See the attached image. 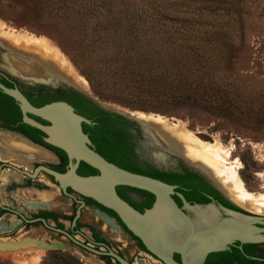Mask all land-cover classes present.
<instances>
[{"label": "rangeland", "instance_id": "obj_1", "mask_svg": "<svg viewBox=\"0 0 264 264\" xmlns=\"http://www.w3.org/2000/svg\"><path fill=\"white\" fill-rule=\"evenodd\" d=\"M2 27L4 32L49 41L69 62L73 72L85 80L87 87L71 82L113 109L143 113L159 121L167 119L174 125L182 123L201 142L220 143L231 149V158L238 161V174L245 188L253 194H264V0H0ZM97 36H101V40ZM105 39L143 45L149 58L161 59L160 64H156L157 69L222 88L228 92L233 107L218 111L217 107L212 109L202 103L166 101L162 105L164 109L153 112L100 99L91 89L78 61L87 68L101 63L110 55L102 42ZM39 57L36 60L45 65L40 66L43 70L54 76L57 72L65 76L58 67ZM40 67L39 72H34L46 76ZM97 74L98 71L96 77L102 83ZM155 151L160 150L155 147ZM9 195L2 192L0 198L11 200ZM39 195L45 200L53 199L54 209L63 205L57 199L56 189L38 193L37 197ZM21 206L20 202L16 204V207ZM259 215L264 216V211ZM92 219L95 223L98 221ZM96 226L104 229L103 235L108 239L119 242L128 260L142 259L144 264H159L143 256H133L134 249L126 242L120 241L104 225ZM26 234L36 239L68 243L66 238L50 234L41 227H31L27 232L14 231L10 237H0V242L19 241ZM34 260L36 264H96L75 250L55 254L27 247L0 252V264H35ZM99 261L98 264H104Z\"/></svg>", "mask_w": 264, "mask_h": 264}, {"label": "flooded vegetation", "instance_id": "obj_2", "mask_svg": "<svg viewBox=\"0 0 264 264\" xmlns=\"http://www.w3.org/2000/svg\"><path fill=\"white\" fill-rule=\"evenodd\" d=\"M5 39L7 38L0 35V85L7 89L19 91L35 108H40L46 104L55 102L56 100H52L57 95L78 94L81 97V102L87 108L88 114L91 115V118L77 113L75 109L74 111L76 114L91 122V124H82V130L89 139L90 135L85 131L84 126H87L93 135H103L104 133L111 135L118 147H120L119 152L123 158L130 164L138 167L140 170L146 171L154 169L159 172L176 174H185L184 170H186L187 172L194 173L181 163H178L176 168L168 170L163 168L160 169L153 165L141 146L143 141V131L137 123L130 121L119 114L99 107L72 88L62 85L57 87L52 86L51 84L55 85L58 83L55 82L53 77H48V75L39 76L37 75V72H34L35 69L31 66L30 62H32V58L37 59V56H35L34 53L28 51L25 52L26 50L24 51L23 48L14 45L7 39L10 42L9 43ZM42 60L45 61L47 59L42 58ZM52 64L65 74L62 80L65 82L66 80L64 79L69 78L66 70L55 62ZM47 82L51 84H48ZM78 89L84 92L86 91L84 88ZM57 101L66 102L64 100ZM26 116L41 125H48L47 121L33 116L30 113H26ZM143 121L153 123L148 120ZM99 122L101 123L98 124ZM152 129L154 130L156 128ZM147 132L148 131L145 129L146 136ZM45 137L46 135L42 131L23 122V111L18 102L0 89V193L3 192L5 194H10L9 196L11 199L2 201L0 198V237H10L14 231L18 232L22 229L24 232H27L31 227H41L50 234L55 233L59 237L66 238L68 243L50 241L47 238L45 240L36 239L27 234L20 240L25 239L33 242L44 241L47 243L59 242L72 246V249L70 250H75L81 256H84L83 254H85V258H90L92 262L96 264L100 263L99 260L104 262V264H119L109 256H100L86 249V247H88L98 251L107 252L108 247L130 264H144L142 259H138L136 262L128 260V258L122 253V249L118 244L119 242L108 239L103 235L105 232L104 229L96 226V224L98 226L104 225L108 231H112L117 235V237L121 239L120 241L123 243L126 242L128 247L134 249L133 256H143L152 262L164 264L146 249L142 241L134 236L114 211L105 208L90 198L74 193L69 188L66 189V193L60 189L59 184L55 182L54 177L45 169L58 173H65L68 170L70 161L63 151L46 143L44 141ZM146 143L148 151L153 154V149L148 144V138ZM152 144L155 145L154 142ZM92 145L93 149L96 151L95 145L93 143ZM157 153H160V151ZM184 160L187 161L186 159ZM84 164L85 163L83 162L79 163L76 169L78 175L93 176L98 174L95 169L87 164L85 165L93 169L94 173L88 171L87 174H82V169L87 170L84 168ZM194 174L198 175L197 173ZM211 178H213L221 191L209 184L204 178L203 180L212 187L225 202H228L229 205H226L223 201L215 198L212 194L207 192V201L201 203L214 201L217 207H223L234 212L260 216L259 214L262 212L255 211L252 206L238 204L233 198H230V196L224 192L217 179L213 176H211ZM55 189L58 191L59 195L57 199L63 204L62 206H59L58 209H54L53 199L47 198L45 200V198H41V195L37 197L38 193H49ZM115 190L122 200L140 213L150 208L154 201V197L145 191L127 186H117ZM225 194L228 198L232 199L246 210L233 204ZM72 196H74L75 199H73ZM19 202L23 206L16 207V204ZM80 202L83 203V205L80 204ZM177 205L182 207L181 203H177ZM78 210L80 214L76 218V212ZM96 211H99L106 218L110 219V224L102 220L97 215ZM252 212L257 214H253ZM92 218H96L98 221L95 223ZM74 220L75 223L73 224ZM113 225H115V227ZM57 229L70 235L77 242L84 245L85 248L72 242L66 234L57 231ZM28 247L37 248V244H32ZM78 248L80 251H78ZM51 251L60 252L61 250ZM93 257H98L99 260H96ZM173 258L177 262H181V256L179 254H174ZM201 264H264V243L240 244L235 242L224 251L208 254Z\"/></svg>", "mask_w": 264, "mask_h": 264}, {"label": "water", "instance_id": "obj_3", "mask_svg": "<svg viewBox=\"0 0 264 264\" xmlns=\"http://www.w3.org/2000/svg\"><path fill=\"white\" fill-rule=\"evenodd\" d=\"M37 63L41 62L37 60ZM42 65L45 66L44 64ZM48 67L46 68L52 69L50 66ZM51 85L54 87L62 85L72 88L99 107L137 123L143 131L141 146L144 149V153L156 167L168 170L176 168L178 163H181L188 170L202 176L209 184L220 190L216 182L205 170L200 166L188 163L171 149L166 147L160 149L164 156L162 161H159L156 156L151 154L147 148L145 129L154 132L152 125L134 117L132 115L134 112L130 113L113 109L66 81H59L57 84ZM0 89L18 102L23 111L24 123L42 131L46 135L44 139L46 143L63 151L68 156L70 162L65 173L45 169L54 177L60 189L66 193V189L69 188L74 193L90 198L105 208L114 211L134 236L142 241L146 249L164 264H201L208 254L224 251L235 242L240 244L264 243V216H254L217 207L214 201L190 203L181 193L176 191L178 188L176 185H170L158 179L132 173L104 159L93 149L90 139L82 130V124H91V122L76 114L70 104L63 101H55L40 108H35L19 91L7 89L2 85H0ZM26 113L47 121L48 125L44 126L33 121L26 116ZM164 141L168 143L169 139H164ZM80 162L95 169L98 174L93 176L78 175L76 169ZM117 186H127L151 194L154 197L151 207L142 213L134 210L117 195L115 190ZM173 196L179 198L182 207L177 205ZM72 198L75 199L74 196ZM80 204L83 205L81 202ZM96 213L102 220L110 224V219L99 211H96ZM79 214L78 210L76 218ZM166 221L171 224L176 222L184 227L183 232L179 235L176 232L177 241L171 243L167 249H165L166 247L163 244L156 242L158 234H160L164 225L168 224ZM162 223H164L163 226H161ZM113 226L115 227V225ZM170 228L171 225L167 228V231ZM57 231L66 234L72 242L85 248L84 245L77 242L64 231L58 229ZM32 244H37L38 249L46 251H67L72 249V246L59 242H33L24 239L0 242V252L20 250ZM86 249L100 256H109L119 264H130L108 247L107 252L88 247ZM78 251H80L79 248ZM174 254L181 256V262H177L173 258ZM83 255L85 256V254Z\"/></svg>", "mask_w": 264, "mask_h": 264}, {"label": "trees", "instance_id": "obj_4", "mask_svg": "<svg viewBox=\"0 0 264 264\" xmlns=\"http://www.w3.org/2000/svg\"><path fill=\"white\" fill-rule=\"evenodd\" d=\"M97 37L101 40V36ZM106 40H102V42L106 44L107 52L110 55L108 54L107 58L104 57L101 63L97 62V65L87 68L81 60L80 62L78 61L80 67L84 69L83 74L91 89L100 99L116 101L134 110L153 112H159L164 109L162 105L166 101L173 103H202L212 107V109L217 107L218 111L223 109L227 111L229 107H233L228 92L222 88H213L211 85H205L202 82H192L190 76L184 78L177 76L175 73L174 75L168 73L166 69H157L159 65L156 64H160L161 59L149 58L145 50H143V45H136L137 43L134 41L118 42L117 40ZM96 71H98L97 75L102 79V83L97 79ZM100 73H102L101 77ZM104 77H107L108 80ZM80 98L75 93L62 94L55 96L52 101L64 100L72 105L77 113L91 118ZM84 127L85 131L90 135L96 151L109 162L126 170L159 179L167 184L177 185L176 191L181 193L188 202H206L207 192L229 205L202 177L186 170H184L185 174L159 172L154 169L140 170L123 158L119 152L120 147H118L111 135L108 133L93 135L87 126ZM84 168L87 170L82 169V174H87L88 171L94 173V170L85 164ZM173 199L178 204L181 203L177 196H173ZM53 253L57 254L59 252L54 251Z\"/></svg>", "mask_w": 264, "mask_h": 264}, {"label": "bare ground", "instance_id": "obj_5", "mask_svg": "<svg viewBox=\"0 0 264 264\" xmlns=\"http://www.w3.org/2000/svg\"><path fill=\"white\" fill-rule=\"evenodd\" d=\"M3 28L4 27L0 28V34L6 37L14 45L21 47L30 53H34L37 57L40 56L41 58H46L47 60H45V62L50 64L55 62L60 67L64 68L69 76L68 83L70 85L77 87V85L72 83L74 82L83 87H87L85 80L73 72V68L69 65V62H67L61 52H58L49 41L46 39L23 37L17 34V32H4ZM32 59V62H30L31 66L39 72L38 66L40 67L42 64L37 63L36 59ZM53 69L55 70V68ZM42 72H44L42 74H46L48 77H53L55 82L63 80L61 79L63 76H61L60 73L57 74L58 72L55 73L53 71L56 76L49 71H45V69H42ZM57 76H60L61 78L58 79L56 78ZM85 92H87V90ZM132 115L138 119L141 118L153 122L150 124L152 125V128H156L154 129L155 132L147 129V138L148 144L153 149L154 156H156L159 161L164 159L163 152L160 149L163 147L171 149L173 152L186 159L188 163L200 166L210 176L217 179L224 192H226V194H228L230 198H233L238 204L252 206L257 212L264 211V194H253L245 188L238 174V161L231 158V149H226L220 143L212 145L201 142L190 131H188L182 123L174 125L169 123L167 119L159 121L143 113H132ZM161 136H164L165 138L162 137V139ZM151 138L154 140L156 150H160V153L155 151V146L151 143ZM164 139H169V141H167L168 143H166ZM251 209L254 210L253 208ZM163 225L164 223H162L161 226ZM170 225V229H172L171 232H169L170 229L167 231V228L170 227ZM183 230L184 227L176 222L165 224L160 234H158L156 242L163 244L164 247H166L165 249H167L171 243L177 241L176 234L178 233L179 235ZM37 259L38 257H36V260ZM36 260L33 262L35 263Z\"/></svg>", "mask_w": 264, "mask_h": 264}]
</instances>
